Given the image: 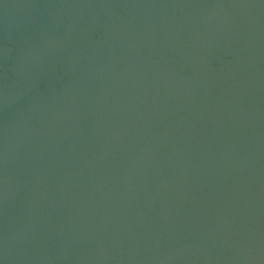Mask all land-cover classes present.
Masks as SVG:
<instances>
[{
    "label": "water",
    "instance_id": "1",
    "mask_svg": "<svg viewBox=\"0 0 264 264\" xmlns=\"http://www.w3.org/2000/svg\"><path fill=\"white\" fill-rule=\"evenodd\" d=\"M0 264H264V0H0Z\"/></svg>",
    "mask_w": 264,
    "mask_h": 264
}]
</instances>
